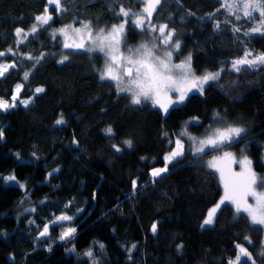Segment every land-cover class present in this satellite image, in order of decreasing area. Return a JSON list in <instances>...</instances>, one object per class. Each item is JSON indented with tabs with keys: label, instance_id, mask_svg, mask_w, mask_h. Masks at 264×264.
<instances>
[{
	"label": "trees",
	"instance_id": "1",
	"mask_svg": "<svg viewBox=\"0 0 264 264\" xmlns=\"http://www.w3.org/2000/svg\"><path fill=\"white\" fill-rule=\"evenodd\" d=\"M60 2V9L49 8L51 22L16 47V29H29L47 0H0V52H16V57L0 56V63L17 62L0 78V98L11 101L14 86L23 83L16 107L0 111V264H228L237 244L255 256L264 253L263 230L228 205L212 226L201 227L222 196L217 175L202 163L222 152L179 158L166 174L151 176L164 167V157L190 120L189 131L200 137L216 123L244 128L224 151L244 150L264 176V67L228 70L245 51L264 53V35H245L238 27L243 21L228 16L220 0H162L152 20L175 30L181 45L177 61L191 54L196 74L224 69L203 95H190L164 114L150 103L131 104L128 95L101 81L102 55L64 50L53 37L55 28L70 24L111 27L123 21L117 15L121 7L138 13L143 0ZM142 36L127 24V45ZM38 87L44 92L35 95ZM29 99L27 107L20 103ZM61 118L65 123L56 124ZM109 127L113 135L105 133ZM6 176L24 187L3 185ZM27 195L35 211L16 218L18 202ZM62 214L75 217L76 233L47 248L49 240H38V231ZM55 231L51 228V235ZM89 250L92 257L85 255ZM257 262L264 264V255Z\"/></svg>",
	"mask_w": 264,
	"mask_h": 264
},
{
	"label": "snow or ice",
	"instance_id": "2",
	"mask_svg": "<svg viewBox=\"0 0 264 264\" xmlns=\"http://www.w3.org/2000/svg\"><path fill=\"white\" fill-rule=\"evenodd\" d=\"M48 4H55L56 9L61 8L60 0H47ZM162 4V0H143V8L138 13H130L121 7L118 16L124 17L123 21L113 24L110 28H99L93 31L90 24H83L82 27H73L68 25L59 29V35L64 37L63 47L65 49H77L86 52H99L103 54L104 66L99 72L101 81H110L115 86L117 93L127 94L133 105H141L145 101H150L153 107H159L165 114L168 113L169 107L173 104L183 103L187 94L195 89L201 95L204 93V85L210 81L218 80L220 72H206L203 75H196L192 69V57L189 54L182 62L173 63L175 52L180 50V41L174 39L176 33L167 23L159 26L153 23V13ZM221 8L228 16H234L236 20L258 19V24L251 28V33H260L264 35V0H222ZM220 9H217L219 11ZM242 14V15H241ZM258 14V16L256 15ZM131 15V20L129 17ZM214 15L210 14L209 18ZM36 23L31 27L30 32H26L22 28L15 31L16 37L20 43L24 42L30 34H35L39 27L47 25L52 20V16L48 14V9L42 15L35 17ZM131 23L135 28L149 36L150 39L141 43L138 47L131 48L124 45L125 27ZM215 27L218 29L219 24ZM235 32H239V28H234ZM251 33L245 32V35ZM57 33H53L55 37ZM151 34H158L152 36ZM5 53L0 52V56ZM27 59H32L28 56ZM65 56L60 61L61 64L67 60ZM264 65V54L253 55L250 51H245L243 56L232 61V69L236 72L241 71L242 66L254 68ZM15 67L14 64L0 65V76H3L9 68ZM29 78V73H24V80ZM23 85L16 86V95L11 97V101L0 98V111H8L10 108L16 107V101ZM37 94L44 92V88L35 89ZM177 93L175 99L170 95ZM25 107L30 101L20 100ZM65 121L63 118L58 119L56 124L62 125ZM223 123V122H221ZM245 129L238 126L227 124L222 127H212L206 130L203 137L197 138L188 133L185 129L179 135L186 136L191 141L190 148L194 149L192 155L199 156L209 152H222V155H215L207 161V167L219 173L220 182L223 186V196L219 203L215 205L207 213V217L203 220L204 226H211L214 223L216 212L221 205L226 202L231 204L235 209L237 217L241 213L246 214L252 225L264 226V176H259L252 168V161L245 155L242 159L237 160L230 151H224V146L233 144L237 138H240ZM107 135H113L111 127L105 130ZM3 132L0 131V138ZM76 143V141H73ZM124 143L131 148L132 141L126 140ZM115 150L119 152L120 147L113 145ZM184 155V143L181 139L175 141V148L171 149L164 157L165 167L156 168L152 171L153 178L161 176L168 171L167 164ZM240 165V171H234V164ZM58 171V170H57ZM51 175V174H50ZM9 181H15V176L7 177ZM24 187V185H20ZM135 188V181H133ZM249 198L254 203H249ZM35 211V209H31ZM72 219L67 214H62L52 221V224H62ZM153 234L157 231V225L153 223L151 226ZM76 232L74 227L65 228L61 234V240L71 239ZM49 235V225H45L39 233V237H47ZM250 242V241H249ZM135 248L136 245L131 246ZM238 254L234 260H229L228 264H242V257L247 258L252 264H255L251 253L239 244L236 245ZM103 249L104 245L100 244ZM86 256L92 257L91 250L85 253ZM264 255V253H262Z\"/></svg>",
	"mask_w": 264,
	"mask_h": 264
},
{
	"label": "rangeland",
	"instance_id": "3",
	"mask_svg": "<svg viewBox=\"0 0 264 264\" xmlns=\"http://www.w3.org/2000/svg\"><path fill=\"white\" fill-rule=\"evenodd\" d=\"M221 2H222V0H220ZM51 6H55V4H48V7H47V9H48V14L50 15V13H49V8L51 7ZM223 9V8H222ZM224 10V9H223ZM45 11V10H44ZM44 13V12H43ZM42 13V14H43ZM42 14H40V15H42ZM242 15V14H241ZM257 16H258V14H256ZM234 20H236L235 19V17L234 16H231ZM131 15H130V17H129V20H131ZM240 20H242L243 22L240 24V25H238V27H243V31H244V33L245 32H249V33H251V28L252 27H254V26H256V24H258V19H256V20H248V19H240ZM240 20H236V21H240ZM51 21H49V23H50ZM34 23H36V20H35V22ZM33 23V24H34ZM48 23V24H49ZM32 24V25H33ZM47 24V25H48ZM83 24H90L91 26H92V28H93V31H96V30H98L99 28H101V27H96V26H94L93 24H91L90 22H85V23H82L81 25H78V26H76V25H74V24H70V25H72L73 27H82V25ZM32 25H31V27H32ZM47 25H43L42 27H39V30L40 29H42L43 27H45V26H47ZM68 25H66V26H61V27H57V28H55L54 30H53V33L55 32V33H57L55 36H57V37H59L60 38V41H61V44H62V47H63V43H64V37L63 36H61V35H59V29H61V28H65V27H67ZM134 26V25H133ZM31 27L29 28V29H27V30H25L26 32H30V30H31ZM135 27V26H134ZM103 28H105V27H103ZM107 28H110V27H106V29ZM126 28H127V25H126V27H125V36H126ZM38 30V31H39ZM37 31V32H38ZM36 32V33H37ZM35 33V34H36ZM143 33V32H142ZM237 33H241L240 31L239 32H237ZM35 34H30V35H28L27 36V38L26 39H24V42L23 43H20L19 42V39L16 37V35H15V33H14V37H15V46L16 47H19L20 45H22V44H24L26 41H27V39L29 38V37H31V36H33V35H35ZM152 36H158V34H151ZM250 35H261L260 33H251ZM125 36H124V45L126 46V47H131V48H135V47H138L141 43H145V42H147L149 39H150V37L149 36H146V34L145 33H143V39H142V41L141 42H139V43H136V44H132V45H127L126 44V41H125ZM63 49L64 50H70V51H83V50H77V49H65L64 47H63ZM180 51V50H179ZM3 53H5V55H3L2 57H5V56H12V57H16V52H15V49H12V48H10V49H8V50H6V51H4ZM88 53H91V54H100V55H102V57H103V54L102 53H99V52H88ZM178 53L179 52H175L174 53V56H173V63H180V62H182L183 60H178L177 61V56H178ZM252 54L253 55H258V54H264V53H253L252 52ZM17 59H19V58H21V59H24V60H27V56H19V55H17ZM104 58V57H103ZM241 58V57H240ZM237 59H239V58H237ZM234 60H236V59H234ZM233 61V60H232ZM232 61H231V64H230V66L228 67V70H230V71H232V72H235V73H237L236 71H234L233 69H232ZM9 64H14L15 65V67L17 66V62H16V60L14 59L13 61H11V62H7V61H2L1 63H0V65H9ZM104 66V65H103ZM15 67H12V68H15ZM264 67V65H259V66H257V67H254V68H249V69H251V70H258V69H260V68H263ZM12 68H9L8 69V71H6L5 73H4V75L6 74V73H8ZM243 68H248L247 66H242L241 67V69H243ZM193 69V68H192ZM102 70V69H101ZM223 70L224 69H219V70H216V71H213V72H220V76H221V73L223 72ZM194 71V70H193ZM240 72V71H239ZM206 73V72H205ZM204 73H202V74H196V75H198V76H200V75H203ZM3 75V76H4ZM3 76H0V78L1 77H3ZM220 78V77H219ZM216 81V80H215ZM108 82H110V81H108ZM212 82H214V81H210L209 83H207V84H205L204 85V89L210 84V83H212ZM111 84H112V82H110ZM18 84H21V85H23V83L22 82H19V83H17L15 86H14V88H13V95H16V86L18 85ZM113 85V84H112ZM114 86V85H113ZM114 88H115V86H114ZM22 89H23V87H22ZM22 89L20 90V92H19V96H20V94H21V92H22ZM116 89V88H115ZM117 91V90H116ZM40 94V93H39ZM121 94H124V93H121ZM193 94H198V95H201L199 92H197L195 89H193L191 92H189L188 94H187V97H186V99L184 100V102L183 103H180V104H173L171 107H169V109H171V108H173V107H176V106H180V105H182V104H184L185 103V101L187 100V98L190 96V95H193ZM12 95V96H13ZM35 95H38L36 92H35ZM125 95H127V94H125ZM171 96H172V98L173 99H175L176 97H177V93H171L170 94ZM19 96H18V98H19ZM28 101H31V99H29ZM143 103H150L151 104V106L153 107V105H152V103L150 102V101H145V102H143ZM153 108H155V109H157V110H159V111H161L162 113H164L163 112V110L162 109H160L159 107H153ZM165 114V113H164ZM194 120H196V119H194ZM192 123H194L193 122V120H190L180 131L182 132V131H184L185 129L188 131V133L190 134V135H192V136H194V137H197V138H201L199 135H194V134H192L190 131H189V129H188V125L189 124H192ZM223 126V124L222 123H216V124H214L212 127H222ZM180 132V133H181ZM181 139L182 140V142L184 143V155L183 156H181V157H178L177 159H179V158H184L185 156H188V157H200V156H202L203 154H201V155H199V156H194V155H192V152L194 151V149H192V148H190V145H191V141H189L188 139H187V137L186 136H184V137H181L180 135L177 137V139ZM176 139V140H177ZM208 150H206V152H207ZM233 153V155L236 157V159L237 160H240V159H242L243 158V156H247L248 157V155L246 154V153H244V150H242V149H240L238 152H232ZM215 156V155H214ZM262 157H263V162H264V146H263V151H262ZM213 158V156L212 157H209V158H206V159H204V161H203V166L206 168V169H208V170H210V171H212L213 173H215L216 175H217V177H218V180H219V183H220V187H221V189H222V196H223V186H222V184H221V182H220V178H219V173H217V172H215L214 170H212V169H209L208 167H207V161L208 160H210V159H212ZM176 159V160H177ZM248 159H250L249 157H248ZM251 160V159H250ZM175 160H173L171 163H173ZM252 161V160H251ZM164 162H165V160H164ZM166 163V162H165ZM171 163H168L167 164V168H168V170H169V165L171 164ZM164 167H165V164H164ZM233 170L234 171H240V165L237 163V164H234L233 166ZM161 168H163V167H161ZM252 168H253V171H255L254 170V165H253V161H252ZM153 171V170H152ZM152 171H151V173H152ZM168 172V171H167ZM167 172H165V173H163V174H161V176L162 175H164V174H166ZM256 172V171H255ZM257 173V172H256ZM258 174V173H257ZM259 176H261L260 174H258ZM152 176V175H151ZM7 177H9V176H6V177H3L2 179H1V183L3 184V185H20L19 184V182H17L16 180L15 181H9V180H7ZM160 177V176H159ZM156 178H158V177H156ZM24 191V190H23ZM221 196V197H222ZM221 199V198H220ZM220 201V200H219ZM219 201H218V203H219ZM249 203H254L253 201H252V199L251 198H249ZM33 204H35L34 203V201H32V199L30 198V196H24V198H21L20 199V201L18 202V210H17V212H16V214H15V217L16 218H22V217H24V216H27V215H29V214H33L34 213V211H31V209H35V206L33 205ZM225 205H228V206H230V207H232L233 209H234V207L231 205V204H228L227 202L224 204V205H221V207L222 206H225ZM213 207H215V205L213 206ZM212 207V208H213ZM220 207V208H221ZM211 208V209H212ZM210 210V209H209ZM220 210V209H219ZM218 210V211H219ZM235 210V209H234ZM218 211L216 212V214L218 213ZM209 212V211H208ZM207 212V213H208ZM216 214H215V217H216ZM241 214H243V213H241ZM245 216H246V214H244ZM57 217V216H56ZM206 217H207V215H206ZM205 217V218H206ZM247 217V216H246ZM55 218H53L52 220H50L49 222H46L45 224H43L42 226H41V228L39 229V231H38V234H37V237H38V240H43V239H45V240H49V242H50V244H48V246H45V247H47V248H49V247H51V244H52V242H58V243H66L67 241H69V240H71V239H69V240H61L60 239V234H61V232L65 229V228H67V227H74L75 229H76V227L74 226V219H75V217H72V219L70 220V221H68V222H63L62 224H52V221L54 220ZM214 220H215V218H214ZM49 225V238H48V236L47 237H44V238H39V233L43 230V227L45 226V225ZM202 224H203V222H202ZM213 225V224H212ZM211 225V226H212ZM254 226H256V227H259V228H261L262 230H263V246H264V226H260V225H254ZM208 227H210V226H204V227H202L203 229L204 228H208ZM51 228H56V231H55V233L53 234V235H51V233H50V230H51ZM76 233V232H75ZM75 235V234H74ZM48 238V239H47ZM70 251L71 252H73V250L72 249H70ZM250 252V251H249ZM251 253V252H250ZM238 254V253H237ZM251 255H252V257H253V259L255 260V264H258V262H257V259L258 258H261L263 255L261 254V255H259V256H255L253 253H251ZM235 259V258H234ZM234 259H232V260H234ZM242 263H249V264H252V262L251 261H249V260H247V258H245V257H242Z\"/></svg>",
	"mask_w": 264,
	"mask_h": 264
},
{
	"label": "water",
	"instance_id": "4",
	"mask_svg": "<svg viewBox=\"0 0 264 264\" xmlns=\"http://www.w3.org/2000/svg\"><path fill=\"white\" fill-rule=\"evenodd\" d=\"M39 238H44V237H39Z\"/></svg>",
	"mask_w": 264,
	"mask_h": 264
}]
</instances>
